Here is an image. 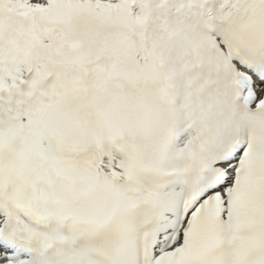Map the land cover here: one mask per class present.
Wrapping results in <instances>:
<instances>
[{
    "label": "snow or ice",
    "instance_id": "snow-or-ice-1",
    "mask_svg": "<svg viewBox=\"0 0 264 264\" xmlns=\"http://www.w3.org/2000/svg\"><path fill=\"white\" fill-rule=\"evenodd\" d=\"M0 264H264V0H0Z\"/></svg>",
    "mask_w": 264,
    "mask_h": 264
}]
</instances>
